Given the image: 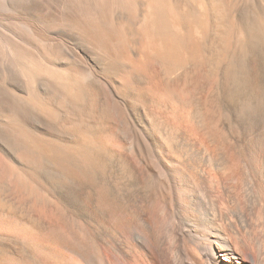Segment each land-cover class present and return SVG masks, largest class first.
<instances>
[{"label": "rangeland", "instance_id": "obj_1", "mask_svg": "<svg viewBox=\"0 0 264 264\" xmlns=\"http://www.w3.org/2000/svg\"><path fill=\"white\" fill-rule=\"evenodd\" d=\"M145 1L137 0L129 21L137 36L133 49L108 62L81 50L72 37L38 26L48 47L59 52L51 59L65 70L66 82L46 69L47 85L39 93L17 92L43 105L52 128L25 113L20 99L0 94V261L9 256L14 264H68L70 248L101 257L112 250L111 233L121 229L115 215L122 206L141 201L155 217L167 200L170 186L154 171L168 151L184 154L193 177L206 154L241 176L246 146L264 137V0H232L233 27L223 28L236 34L228 51L216 27L203 54L171 68L153 57L141 63L138 23ZM73 86L80 88L75 94ZM70 98L87 102L75 108ZM11 123L40 144V163L24 160L3 138L2 128ZM92 138L104 153L97 164L87 157ZM99 200L108 203L104 214Z\"/></svg>", "mask_w": 264, "mask_h": 264}, {"label": "bare ground", "instance_id": "obj_2", "mask_svg": "<svg viewBox=\"0 0 264 264\" xmlns=\"http://www.w3.org/2000/svg\"><path fill=\"white\" fill-rule=\"evenodd\" d=\"M234 11L232 0H146L145 14L138 23L143 37L141 63L153 57L170 67L193 60L203 54L216 27L228 51L235 30L226 33L223 28H231ZM15 13L26 16L16 17ZM136 14L137 0H0V94L20 99L27 104L25 113L43 118L37 120L52 128L54 120L43 105L28 102L30 97L17 92L22 88L29 96L37 94L47 85L42 77L46 69L65 84V70L51 59L59 52L48 47L38 26L72 37L81 50L87 47L107 61L133 49L137 36L129 21ZM259 22L256 25L261 29L263 22ZM241 43L245 44L242 38ZM78 87H72L73 94ZM69 101L75 108L87 102ZM46 116L49 119H44ZM9 125L1 126L7 143L17 148L24 160L40 163L45 156L40 144L18 125ZM256 140L246 146L241 176L229 173L216 155L206 154L193 177L192 169L183 166L184 154L171 149L164 164L154 171L170 186L157 215L149 217L141 201L122 206L115 215L121 229L111 233L112 250L98 257L70 248L68 264H264V137ZM97 147L96 140H91L87 157L93 164L104 157ZM118 155L123 157L120 152ZM107 204L96 201L100 214L106 213ZM22 232L24 238H30L28 229ZM8 257L0 264H14Z\"/></svg>", "mask_w": 264, "mask_h": 264}]
</instances>
